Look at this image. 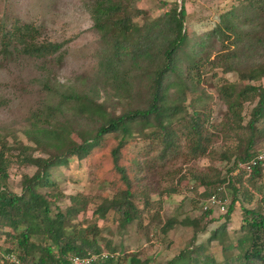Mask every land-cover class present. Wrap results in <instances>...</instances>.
I'll return each instance as SVG.
<instances>
[{
  "label": "trees",
  "instance_id": "obj_1",
  "mask_svg": "<svg viewBox=\"0 0 264 264\" xmlns=\"http://www.w3.org/2000/svg\"><path fill=\"white\" fill-rule=\"evenodd\" d=\"M135 1L88 0L86 3L92 28L99 33L109 50L99 62V67L107 68L114 95L118 99L129 100V106L115 114L85 94L49 85L42 110L59 114L63 120L62 126L69 129L78 140H73L63 127H50L30 121L23 133L33 146L18 143V148L23 150L18 160L33 167V172L24 174L19 194L9 192L6 188L8 172L0 150V221L10 225L14 245L11 249L3 250L2 254H14L19 264H64L68 254L82 255L103 249L96 246L94 237H87V233H93L94 226H72L70 219L84 207V203H79L75 196H70L71 204L64 211L54 206L57 210L50 214V202L37 189L51 190L52 169L65 166L73 158L92 164L97 153L100 161L106 163L94 169L96 178L102 181L110 173L120 187L110 199L103 198L92 211V216L103 218L108 210H113L122 223H129L139 217V210H136L133 200L140 199L144 206L149 201L146 184L136 182V179H141L139 173L148 162V166L161 171L168 168L173 159L183 157L191 161L208 155L211 152V148L210 152L207 151L211 147V137L218 135L225 140L219 153V159L226 161L224 173L206 179L200 172L191 169L188 179L192 183V191H195L196 184L203 185L205 190L200 192L199 198L204 201L212 194L222 200L227 196L225 189H231L232 198L225 204L222 214L229 218L238 204V228L243 233L236 239L235 246L240 254L235 256V263L264 264V184L257 187L261 193L259 198H255L252 207H247L252 194L247 190L242 193L236 183L240 182L239 178L253 180L260 177L264 168V164H256L246 171L237 165L238 162H248L259 150L264 149V146L254 148L257 141L264 139V129L258 126V122L264 120V86L253 83L264 77V61L240 66L242 59L236 51L240 47H249L253 41L264 45V34L250 38L248 32L235 28L225 14L221 15L213 30L217 31L221 41L228 38L224 30L229 31L233 35V49L218 52L208 61V65L220 68L224 73L233 72L237 79L236 82L217 84L214 88L218 101L224 105L223 123L217 129L211 124L208 114L185 104L187 95H192L198 89L197 81H193L192 67L196 65L199 69L201 59L192 60V53L188 51L186 58L189 63L184 72L179 66L181 53L185 57L188 42L183 30V5L170 7L158 19V23H150L146 32L138 35L132 43L128 39L129 34L138 30L131 21V16L138 12L133 6ZM16 45L18 48L13 46V50L32 57L53 54L61 46L57 42H38L21 33L17 36ZM9 51L8 46L3 48L4 55L9 54ZM141 61L144 65L140 64ZM138 71L140 76L137 86L133 92L129 91V80ZM200 72L198 70L197 79ZM244 80L251 83L237 85ZM171 87L174 89L171 90ZM202 95L208 97V94L200 92L199 100ZM245 103L251 107L247 119L243 120L241 113ZM208 127H212L214 133ZM134 134L142 137L145 143L143 157L139 155L131 158L125 153ZM0 146H6L5 140L0 142ZM26 150H36L39 155L26 153ZM130 159L135 163L132 170L128 168ZM182 177L186 178L184 175ZM210 185L215 188L209 189ZM51 191L55 199L59 197L60 194ZM75 204H79V207ZM211 211L208 208L195 218H184L181 223L192 226L195 231L204 232L208 221L204 224L201 221ZM171 225L172 222H168L162 230L165 231ZM35 237L39 239L38 242L31 240ZM225 237L221 224L211 230L207 241H221ZM105 250L118 253L117 262L121 264L120 252ZM201 250L200 245L186 248L167 260L166 264H215L210 257L201 258ZM127 259L125 264H146L140 263L134 254L128 255ZM0 264L14 263L1 257Z\"/></svg>",
  "mask_w": 264,
  "mask_h": 264
},
{
  "label": "rangeland",
  "instance_id": "obj_2",
  "mask_svg": "<svg viewBox=\"0 0 264 264\" xmlns=\"http://www.w3.org/2000/svg\"><path fill=\"white\" fill-rule=\"evenodd\" d=\"M87 1L0 0V142L3 140L6 142V146H0V150L2 159L6 162L8 172L6 188L9 192L19 194L24 174L30 175L33 172V167L19 163L18 160L23 154V150L18 148V143L33 146L23 133L28 123L37 121L50 127H63V120L59 114L43 111L41 108L46 102L49 85L85 94L115 114L130 104L129 100L118 99L114 95L110 85L111 78L107 77V68L99 67V62L109 50L99 33L92 28L86 11ZM263 2L264 0H136L133 6L138 12L131 16V21L136 24L138 30L130 33L128 39L134 43L138 35L146 32L150 23H158V19L170 7L182 4L185 11L183 30L188 42L185 57L181 53L182 60L179 66L184 72L189 63L186 58L188 51L192 53V60L201 59L199 69L196 65L192 67L193 81H197L198 89L192 95H187L185 104H189L191 109L197 107L203 114H208L211 124L218 129L219 124L223 123L224 105L218 101L214 88L217 84L225 81L236 82L237 79L233 72L224 73L220 68H211L208 65V61L218 52L233 49L231 43L233 35L229 31L224 30L228 38L221 41L217 31L213 30L219 23L221 15L225 14L235 28L248 32L250 38L262 36ZM220 25L222 26L221 23ZM20 33L38 42H57L61 46L53 54L32 57L13 50V46L18 48L16 41ZM6 46L10 51L4 55L3 48ZM236 51L242 59L240 66H251L264 61V45H259L255 41L252 45L249 44V47H240ZM198 70L201 71L199 79ZM135 74L127 86L132 92L140 76L139 71ZM238 83L237 85L251 82L244 80ZM253 83L264 86V77ZM173 89L171 87V90ZM200 92L208 94V97L202 95L199 100ZM250 107V104H244L241 113L243 120L247 119ZM258 126L264 129V120L258 122ZM63 130L73 140H78L69 129L63 127ZM208 130L214 133L212 127H208ZM133 136L125 153L131 158L139 155L143 157L145 143L138 134ZM210 143L211 147H208L207 151L211 148V152L209 151L208 155L191 161H186L183 157L173 159L168 168L161 171L148 166L150 165L148 162L139 173L141 179H136V182L146 184L149 201L144 206L140 199L133 200V205L137 211L139 210L137 212L139 217L129 223H122L113 210H108L103 218L92 216V211L103 198L110 199L120 187L116 183L117 179L110 173L102 181L96 178L94 169H98L101 163H106L100 161L97 153L94 159L97 163L92 161V164H86L84 160L73 158L65 166L51 170L53 180L51 190L57 195L60 194L58 198L55 199L49 189H36L43 192L44 198L50 202V214L57 210L56 207L64 211L71 204L70 196H75L79 203L83 202L84 207L70 219L72 226L77 224L94 226L93 233H87V237H94L98 248L120 252L121 264L128 261L130 254H134L140 263L166 264L167 260L179 251L198 245L202 248L199 251L201 258L210 257L215 264H236L235 256L240 254L238 247L235 246L236 239L243 233L238 228L240 220L238 204L231 216L226 218L222 214L226 205L219 210L207 199L201 200L199 194L205 190L204 186L198 183L195 191H192V183L188 179L191 169L200 172L206 179L213 178L217 173L221 176L224 173L226 161L219 159V153L225 140L217 135L211 137ZM262 146L264 139L257 141L254 148ZM29 152L34 156L39 155L36 150H26V153ZM128 168L131 170L135 168V163L131 159ZM239 179L240 182L236 183L242 193L247 190L252 194L250 204H246L247 207H252L253 202L261 195L257 187L264 184V168L260 177L256 179ZM214 188L213 185L209 186V189ZM225 193L227 204L232 198L231 189H225ZM239 194L238 192L237 195ZM75 206L79 207V204ZM208 208L212 211L201 221L203 224L208 221L204 232L195 231L192 226L181 223L184 218H195ZM168 222H172L171 227L163 231ZM221 224L226 237L221 241H207L211 230ZM11 235L10 225L0 221V258L3 250L14 246ZM31 240L39 241L36 237Z\"/></svg>",
  "mask_w": 264,
  "mask_h": 264
},
{
  "label": "built area",
  "instance_id": "obj_3",
  "mask_svg": "<svg viewBox=\"0 0 264 264\" xmlns=\"http://www.w3.org/2000/svg\"><path fill=\"white\" fill-rule=\"evenodd\" d=\"M264 164V149L259 150L253 158H251L246 163L238 162V167L243 168L246 171H249L251 166ZM207 201L215 205L219 210L224 208L226 198L220 200L215 197L214 194L210 195ZM119 254L116 252H110L105 249L99 251H88L82 255L79 254H68L64 264H118L117 258ZM2 257L8 262L19 264L18 259L12 253L2 254Z\"/></svg>",
  "mask_w": 264,
  "mask_h": 264
}]
</instances>
